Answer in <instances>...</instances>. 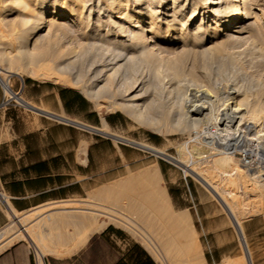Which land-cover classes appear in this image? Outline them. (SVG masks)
<instances>
[{"label":"bare ground","instance_id":"6f19581e","mask_svg":"<svg viewBox=\"0 0 264 264\" xmlns=\"http://www.w3.org/2000/svg\"><path fill=\"white\" fill-rule=\"evenodd\" d=\"M17 1L23 4L27 0ZM35 1L34 4L38 5V18L32 24L31 31L34 32L32 34L36 39L40 38V42L41 39L44 40L43 49L38 51V55V52H31L28 50L29 47H22L20 44L15 46L17 50L14 53L8 51L9 54L5 48L3 50L0 47L2 49H0V60L7 59L10 64H16V68L20 70L26 68L28 64L33 65L37 62L38 56L49 58L60 79L70 82L68 76L64 75L66 69L74 67V63L86 57L94 72L89 85H85L86 93L96 103L101 97V99L107 98L114 105L158 130L184 129L206 139L207 143H220L221 151L218 154L221 155L214 159L217 167H224L225 174L231 176L229 181L249 182L250 175L248 180H245V172L233 158L235 150L240 148H243L242 152L248 153L253 158L254 162H249L248 168L254 172L257 169L264 174V84L243 87L235 80L233 84L236 89L227 91L229 95L227 108L218 107L215 103L217 95L212 94L217 89V82L213 81L212 75L220 81L227 61L232 64L234 75L241 74V70L235 65L243 52L241 49L227 45L229 40L238 37L229 30L234 28V32L242 33L241 27L245 17L251 15L252 6L258 4L259 0ZM23 6L25 8L27 2ZM223 30H227V33H224L227 36L225 41L219 40ZM27 35H23L26 43ZM254 37L256 38L255 35ZM254 37H251V40ZM4 45L6 44L2 46ZM262 45L261 47H264ZM261 47L257 49L254 46L255 56L264 61V49ZM199 64L202 65L201 70H198ZM51 67H42L40 73L46 74ZM3 70L0 64V79L5 92L18 98L24 106L34 107L32 103L14 93L9 78L3 75ZM80 76L78 73L77 81L80 80ZM188 84H204L207 88L189 93ZM150 88L157 91L158 95L166 96L170 103L164 105L154 99L151 103L145 104L142 99ZM254 89L263 90V97L258 101H251V97L247 95ZM241 91L245 96L239 99ZM210 124H214L213 133L204 130ZM202 125L204 126L201 127ZM84 126L90 128L89 125L84 124ZM229 130L233 134L230 136L225 134L223 138L222 132ZM97 131L117 137L112 131L99 128ZM131 143L179 164L185 172L189 171L196 175L212 193L218 196L231 215L241 240L245 243L246 264H253L251 250L242 226V216L235 211L233 202L222 193V189L220 190L218 184L213 181V177H207L194 166V155L202 153L204 149L202 145V147L191 145V149V146H184L182 155L176 157L153 146ZM251 143L254 144L256 152L251 146L249 148ZM233 173L235 177L232 176ZM260 178L264 186V176ZM163 184L159 164L156 162L137 170H129L127 174L95 188L92 191L95 200L90 206L73 209L74 222L76 225L82 224V233L75 239L74 247L83 244L91 233L101 231L109 224H115L133 233H140L151 245L153 242L157 243L168 256L171 264H200L197 242L186 214L175 212ZM235 195L238 196L237 193ZM1 196L5 197L3 193ZM253 206L255 212L264 214V207L258 204ZM11 211V215L18 216L15 210L11 209ZM32 216L33 214H28L18 218L21 230L14 234L15 236L11 235L13 234L11 229L3 232L11 235V238L7 237L9 240L7 239L5 245L14 239L28 236L38 252L40 264H43V257L50 250L45 243L49 228L45 227L46 221L44 227L39 221L29 225L27 222ZM55 216L57 217V214ZM63 221L65 222V219ZM144 230L148 235L143 233ZM70 249L68 252L71 251ZM158 257L161 255L155 254V259Z\"/></svg>","mask_w":264,"mask_h":264},{"label":"rangeland","instance_id":"374dc122","mask_svg":"<svg viewBox=\"0 0 264 264\" xmlns=\"http://www.w3.org/2000/svg\"><path fill=\"white\" fill-rule=\"evenodd\" d=\"M259 1L252 6L251 15L245 17L242 33L234 32V28L229 30L240 37L229 40L227 45L243 52L235 65L241 70V74L234 75L233 66L227 61L220 81L212 75L213 81L217 82V89L212 94L217 95L215 103L220 108L229 106L227 91L236 89L233 84L235 80L243 87L264 84V61L255 56L254 50V46L257 49L261 44L264 46V0ZM26 2L27 6L22 7ZM26 2L22 4L17 0H0V47L3 50L5 48L6 52L14 53L17 50L15 46L20 44L35 53L43 49L44 40L41 39L40 42V38L36 39L31 31L32 24L38 18V5L34 4L35 0ZM226 31H222L219 40L227 39L224 34ZM23 35H27V43ZM251 37L255 39L251 40ZM3 44H6L5 47ZM84 58L83 62L78 61L74 63V67L66 69L64 75L68 76L70 82L60 79L49 58L38 56L39 61L33 65L28 64L23 70H18L16 64H10L7 59L0 60L4 68L3 75L9 78L14 93L32 103L34 107L54 115L24 106L18 98L5 92L0 79V192L5 195L2 197L0 193V251L16 243H27L34 247L28 236L14 239L5 245L11 235H16L21 230L19 217L33 214L32 220L27 222L31 225L61 210L88 207L95 200L92 192L95 188L127 174L129 170H137L157 162L162 184L164 183L168 191L175 212L186 214L197 242L200 264H246V251L242 240L221 199L196 175L185 172L179 164L131 142L153 146L176 157L182 155L184 146L202 145V153L194 155L193 158L195 168L207 177H213L222 193L233 202L235 211L243 218L242 226L253 264H264V214L255 212L253 208L254 204L264 207V186L263 181L259 180L264 174L257 169L254 172L248 168L249 162H254L251 155L242 152L243 148L236 149L233 153L234 161L245 172V180L249 179L248 184L242 180L235 183L229 181L231 176L225 174L224 167H217L214 159L221 155L218 154L221 151L220 143H207L206 139L184 129L158 130L114 105L107 98L101 97L96 103L86 93L85 85H89L94 72L86 57ZM45 66H52V73H40ZM201 66L199 64L198 70L202 69ZM78 73L81 75L79 81ZM206 88L204 84H188L187 91L190 93ZM72 91L81 94V98H76ZM262 91L254 89L247 95L251 97V101H258L263 97ZM244 96L241 91L238 98ZM154 99L159 100L160 104L170 103L166 96L158 95L153 88L149 89L142 100L148 104ZM84 124L112 131L121 139L92 131ZM204 130L213 133L214 124ZM225 134L230 136L233 133L231 130L224 131L223 138ZM250 146L255 151L254 144L251 143L249 148ZM214 169L218 171L215 170V176ZM232 176L236 175L233 173ZM45 190L46 192L40 193ZM11 209L18 213L17 217L11 215ZM7 229L13 230V234H4ZM69 229L71 233L79 231L76 226ZM143 233L147 234V231L144 230ZM95 235L99 239L94 245L91 257L96 263L110 260L115 254H121L128 247L138 244L153 257L156 264H171L157 243L149 244L138 232L133 233L126 228L109 224L107 229L96 232ZM34 253L39 258L35 247ZM157 253L161 257L155 259Z\"/></svg>","mask_w":264,"mask_h":264},{"label":"crops","instance_id":"0c3cea01","mask_svg":"<svg viewBox=\"0 0 264 264\" xmlns=\"http://www.w3.org/2000/svg\"><path fill=\"white\" fill-rule=\"evenodd\" d=\"M44 192H46V190L41 191L40 193H44ZM71 210L70 209L61 210L56 213L57 217L55 216L56 214L47 215V218L41 221L42 222L41 226L44 227L45 226L44 223L46 221L47 224L45 227L49 228L47 229L49 233L48 236L45 237V243H47V247L50 249L48 253H46L45 256L43 257V264H117L119 259L122 257L123 253L121 254L117 253L110 260H104L103 262L99 261V263L93 261L91 257L92 251L94 249V245L96 241L99 239V236H96L95 233L101 232L107 229V227L101 231H96L91 233V235L88 236L87 240L83 244L79 245L78 247H74L76 242L75 239H77V237H79V235H81L82 233V224L76 225V223L74 222L75 218L73 214L75 212L73 209ZM70 215H72L73 218H71ZM62 219L63 220L65 219V222ZM71 226L79 227V231L76 233H71V230L69 229V227ZM60 233L63 234V236ZM49 241L51 245L49 244ZM31 242L33 243L32 240ZM49 245L52 249L49 247ZM54 246H56V248ZM34 247L31 244H27V243H16L4 249L3 251H0V264H40L39 259L37 260L34 258V254H35ZM53 247L55 248V250ZM69 248H71L70 249L71 251L68 252ZM59 249H60V253H59Z\"/></svg>","mask_w":264,"mask_h":264},{"label":"trees","instance_id":"16d2710c","mask_svg":"<svg viewBox=\"0 0 264 264\" xmlns=\"http://www.w3.org/2000/svg\"><path fill=\"white\" fill-rule=\"evenodd\" d=\"M76 98H81V94L72 91ZM62 94V93H61ZM117 264H156L153 257L138 244L128 247Z\"/></svg>","mask_w":264,"mask_h":264},{"label":"water","instance_id":"95a60500","mask_svg":"<svg viewBox=\"0 0 264 264\" xmlns=\"http://www.w3.org/2000/svg\"><path fill=\"white\" fill-rule=\"evenodd\" d=\"M34 110H36V111H38V112H42V113H45V114H48V115H52V116H54L53 114H51L50 112H46V111H44V110H41V109H39V108H36V107H32ZM74 124H78L77 122H73ZM90 128H88V129H90V130H92V131H95V132H99V131H97V129L98 128H95V127H93V126H89ZM123 140V139H122ZM134 144V143H133ZM136 145V144H135ZM242 243H243V246L245 245V243H244V241H242ZM245 248H246V246H245Z\"/></svg>","mask_w":264,"mask_h":264},{"label":"built area","instance_id":"2783aa9c","mask_svg":"<svg viewBox=\"0 0 264 264\" xmlns=\"http://www.w3.org/2000/svg\"><path fill=\"white\" fill-rule=\"evenodd\" d=\"M34 258L38 260V257H36V254H34Z\"/></svg>","mask_w":264,"mask_h":264}]
</instances>
